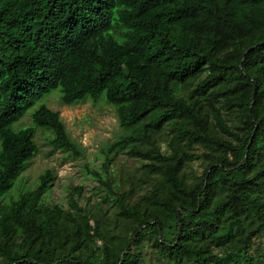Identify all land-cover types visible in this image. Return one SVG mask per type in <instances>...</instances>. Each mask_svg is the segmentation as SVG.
<instances>
[{
	"label": "trees",
	"instance_id": "trees-1",
	"mask_svg": "<svg viewBox=\"0 0 264 264\" xmlns=\"http://www.w3.org/2000/svg\"><path fill=\"white\" fill-rule=\"evenodd\" d=\"M53 90L125 131L86 170L92 212L81 186L48 200L52 169L12 192L37 130L84 154L46 105L13 128ZM0 264H264V0H0Z\"/></svg>",
	"mask_w": 264,
	"mask_h": 264
},
{
	"label": "rangeland",
	"instance_id": "rangeland-1",
	"mask_svg": "<svg viewBox=\"0 0 264 264\" xmlns=\"http://www.w3.org/2000/svg\"><path fill=\"white\" fill-rule=\"evenodd\" d=\"M59 91L53 90L41 101L31 106L26 113L13 125L14 129L24 128L31 125L30 115L39 105H46L52 111H57L64 123L67 133L71 139L76 141L84 154L81 158H66L65 154L54 151L48 143L49 135L43 130H37L34 140L38 151L27 163L25 170L16 181L12 190L17 191L35 186L38 177L48 169H52L56 175L51 191L47 196L48 200L54 203L67 204V190L71 186H81L82 192L77 197L79 204L89 212L93 211V205L99 198L93 196V190L97 182L88 175L87 168L103 173L101 163L104 159L103 153L109 144L116 141L120 136L125 135L116 118L113 107L102 100L93 101L86 99L74 105H63L59 99ZM164 142V141H163ZM162 150L165 144L161 141ZM195 153L200 154L199 149ZM200 160L193 161L191 168L196 175L201 174L203 168ZM140 162L125 154H118L110 166L111 174L117 181L121 182L120 190L129 187L128 179L139 176L138 168ZM131 174H135L131 176ZM141 174V173H140ZM67 206V205H66ZM102 209L107 206L102 205ZM114 209L110 210V213Z\"/></svg>",
	"mask_w": 264,
	"mask_h": 264
}]
</instances>
